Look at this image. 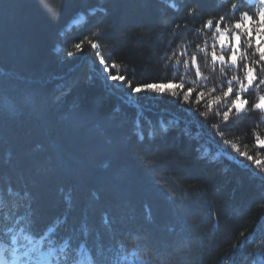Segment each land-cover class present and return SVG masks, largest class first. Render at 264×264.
Masks as SVG:
<instances>
[{
	"label": "trees",
	"instance_id": "16d2710c",
	"mask_svg": "<svg viewBox=\"0 0 264 264\" xmlns=\"http://www.w3.org/2000/svg\"><path fill=\"white\" fill-rule=\"evenodd\" d=\"M233 3L237 17L255 12L245 0H0V106L19 109L0 144V242L10 240L6 228L18 200L10 187L31 198L36 235L52 226L57 243L85 241L93 250L123 243L148 264H253L264 253V173L239 156L264 161L255 144L256 135L264 139V121L251 112L225 124L216 104L208 111L212 95H220L208 94L218 87L210 55L205 64V54H197L208 77L199 85L195 69L169 59H183L181 51L206 40L210 53L214 29H196L220 15L231 22ZM89 41L115 64L110 74L133 86L183 77L206 99L198 105L193 94L190 116L169 96L131 99L127 87L106 81ZM257 94L253 88L247 97ZM23 227L31 235L29 220Z\"/></svg>",
	"mask_w": 264,
	"mask_h": 264
},
{
	"label": "snow or ice",
	"instance_id": "6c2138e0",
	"mask_svg": "<svg viewBox=\"0 0 264 264\" xmlns=\"http://www.w3.org/2000/svg\"><path fill=\"white\" fill-rule=\"evenodd\" d=\"M245 3L247 6H255L254 14L250 11H239L237 17L236 13L240 5L233 3L230 12L234 19L231 22L227 15H220L216 20H206L202 27L196 29L198 33L205 35L208 30L214 29L211 32L213 43L210 53L207 50L208 41L206 40L203 45L197 44L191 53L187 50L181 51L179 57H184L183 59L178 58L175 53L169 57L170 60H175L177 65L183 64L184 68L189 71L195 69L193 83L199 85L201 80L207 81L208 77L202 74L197 54H205V64H209L207 57L210 55V67L218 75V87L209 89L208 94L212 95L219 89L220 95H212V100L207 103L206 107L208 111H212L213 104H216L218 108L215 115H222L225 124L229 122L233 114L235 117H239L251 112L259 113L260 120L264 121V94H259L260 89L264 87V0H245ZM172 7H175V4ZM195 14L196 7L188 9L189 16ZM186 26L177 25V27ZM89 43L91 49L95 51V56L99 58L104 73L107 74L106 81H118L121 89L127 87L131 99H135L142 92L155 94L157 97L169 96L172 102L189 116L193 112H190L187 106L192 103L193 94L195 93V102L198 105L206 99L204 91H198L193 87L186 88L183 77H180L179 82L169 79L167 82H152L133 86L124 75L110 74V68H115V64H107L98 50L97 42L89 41ZM82 44V41L77 42L73 47L77 52H82L84 50ZM72 55L73 53H68L69 57ZM5 88L6 83L0 81V90ZM253 88L257 90L258 94L255 100L250 101L247 93ZM18 115L19 109L16 105L0 106V144L6 142L3 135L4 126ZM199 115L204 116L206 113L200 112ZM176 123L179 124V121ZM214 127L217 126L214 125ZM217 131L220 136H223V132L219 131V128ZM141 139H143L142 136ZM228 143L229 141H224L225 145ZM255 144L257 149H264V139L259 135L255 136ZM232 149L239 152L235 144H232ZM239 156L252 162L255 168L264 173V161L246 152H239ZM4 163H9V160L6 159ZM8 195L17 197L18 200L13 201L12 211L9 213L12 224L6 228V232L10 236V243L0 242V264H148V260L138 252V248H133L131 252H125L123 243L119 244V247L110 245L107 248L97 243L94 250L89 248L85 241H81L78 246H74L69 238H64L62 242L57 243L56 228L52 226H48L37 236L34 231L36 222L31 210V198L28 194L21 196L19 192H14L10 187ZM25 200L28 201L27 204L23 202ZM3 206L4 200L0 196V209ZM21 207L25 208L26 212L17 215V211ZM25 220L30 222L29 232L31 235L25 233L23 227ZM82 232L87 238L89 229L86 225L82 226ZM240 235L244 236V233ZM253 264H264V253L257 252Z\"/></svg>",
	"mask_w": 264,
	"mask_h": 264
},
{
	"label": "rangeland",
	"instance_id": "374dc122",
	"mask_svg": "<svg viewBox=\"0 0 264 264\" xmlns=\"http://www.w3.org/2000/svg\"><path fill=\"white\" fill-rule=\"evenodd\" d=\"M79 20H81V18H78V19L74 20V21L72 22V24H76L77 21H79ZM21 242H24V241H21ZM6 243H10V240H9V242H6ZM45 246H46V245H45Z\"/></svg>",
	"mask_w": 264,
	"mask_h": 264
},
{
	"label": "bare ground",
	"instance_id": "6f19581e",
	"mask_svg": "<svg viewBox=\"0 0 264 264\" xmlns=\"http://www.w3.org/2000/svg\"><path fill=\"white\" fill-rule=\"evenodd\" d=\"M220 154L223 155V153L220 151ZM235 161V160H234Z\"/></svg>",
	"mask_w": 264,
	"mask_h": 264
},
{
	"label": "water",
	"instance_id": "95a60500",
	"mask_svg": "<svg viewBox=\"0 0 264 264\" xmlns=\"http://www.w3.org/2000/svg\"><path fill=\"white\" fill-rule=\"evenodd\" d=\"M134 106H137L136 104H133Z\"/></svg>",
	"mask_w": 264,
	"mask_h": 264
}]
</instances>
